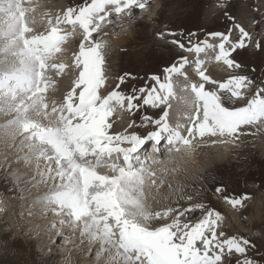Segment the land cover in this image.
<instances>
[{
	"label": "snow or ice",
	"instance_id": "1",
	"mask_svg": "<svg viewBox=\"0 0 264 264\" xmlns=\"http://www.w3.org/2000/svg\"><path fill=\"white\" fill-rule=\"evenodd\" d=\"M32 2L0 0V113L14 114V119L4 127L12 130L13 139L23 138L20 143L31 158L45 162L43 171L37 165L40 183L52 187L45 193L43 203L56 209V215L66 216L75 228L81 229L82 236L100 243L102 251L111 256L110 264H223V258L232 253L246 256L249 241L235 237L221 240L223 234L218 235L216 229L223 217L215 211H209L195 225L182 223L185 211L178 209L152 213L145 204V187L155 186L152 179L155 173L148 170L149 161L141 159L140 154L150 142L159 146L166 141L179 153L181 147L191 148L197 138L237 139L247 134L242 130L264 123V86L258 88L246 106L230 109L225 102L246 99L242 91L252 81L235 77L219 84L218 91H208L205 83L216 82L202 71L204 63L198 61L196 72L202 83H190L185 89L192 93L191 113L184 117L188 125L173 127L165 111L155 121L144 117L145 127L152 124L156 128L144 138L136 134L111 135L109 120L117 107L135 114L134 110L141 106L136 101L142 97V105L146 107L168 105L175 96L172 78L180 76L187 80L184 69L188 61L182 59L179 66L165 69L163 78L152 76L155 85L150 88L133 89L126 95L119 91L118 85L117 90L102 97L100 89L106 83L102 72L103 45L92 38L112 23L113 14L120 16L127 12L131 17L132 10L146 8L147 0H84L82 5L69 8L54 24L49 20L47 34L39 35H31L34 29L27 19L28 13L35 9L23 6ZM109 7L114 12L107 11ZM64 26H70L73 33L79 27L84 34L74 63L80 71L63 105L52 106L49 111L47 94L53 86L49 72L63 73L67 67L51 63L70 38L63 34ZM237 27L240 39L232 44L231 50L225 47L230 42V33L212 37L223 41L218 46L216 61L230 69L241 66L229 57L247 47L246 42L251 40L243 28ZM171 43L197 55L212 47L206 42L203 47L194 48H185L176 40ZM125 82L122 77L120 84ZM184 129L187 136L182 132ZM102 167L113 175L100 174L98 170ZM216 191L221 193L223 189ZM224 199L237 208L243 207L249 197ZM176 211L179 215L172 222L152 227L153 222L167 220ZM241 264L254 261L245 259Z\"/></svg>",
	"mask_w": 264,
	"mask_h": 264
},
{
	"label": "rangeland",
	"instance_id": "2",
	"mask_svg": "<svg viewBox=\"0 0 264 264\" xmlns=\"http://www.w3.org/2000/svg\"><path fill=\"white\" fill-rule=\"evenodd\" d=\"M83 3L84 0H33L32 3H25L23 6L35 9V11L29 12L27 15V19L32 22L30 26L38 25V27L43 29V33L47 34L49 20L55 23L57 18H53L61 17L69 8L78 7ZM155 3L156 7L154 6ZM150 5L151 8L147 12L152 13H150L152 19L149 21L147 12L144 16L141 14L142 12L134 11V9L131 17L127 16L126 24L120 25L118 23V27L115 29L116 24L114 26L112 23L108 25L109 29L111 26L113 31L107 32L106 36H120L125 43L118 47L110 41L107 48L103 47L102 49L104 55L102 72L106 81L105 86L107 84L108 87L100 89L102 97H107L112 91L117 90L118 85L119 91L126 95L132 93L133 89L154 86L155 81L150 78L152 76L163 78L165 76L164 70L171 64H177L179 59L183 58L187 53L177 44L171 43L172 40L175 39L180 44H183L185 48H190L194 38L201 39L207 33L219 31L231 34L232 29L236 31L232 34L233 43H237L240 39V32L237 26L243 28L250 35L251 40L246 42L247 47L236 50L230 57L241 67H233L223 79L247 77V79L252 80L256 87L255 90V87H253V93L259 87L264 86V0H151ZM116 18H111V21L114 23ZM233 18L236 22L233 21ZM232 23L234 24L232 25ZM159 31H161V35H158ZM168 31H173L175 35H169ZM98 34L95 33L92 39L97 43L102 42L103 46H106L101 41L104 34L103 36ZM125 34L126 36L124 37ZM31 35L36 34L31 33ZM65 35L70 38L63 46L60 57L56 56L55 59L57 60L52 64H64L67 67L65 72H58L54 76L55 81H60L61 86L59 89L50 82L53 86L49 88L47 100H49L50 95H53V90L56 95H58L57 91L61 94L64 91L63 83L73 85L78 78L79 69L72 67L71 63L73 65L75 63V57L79 53V45L83 42V36L76 37L78 32L72 34L68 30ZM257 45H259V48ZM194 71L191 70L190 73H194ZM53 73H57V71ZM50 76L52 78V75ZM122 77L125 78L126 82L121 85L120 79ZM71 90L66 91L65 96ZM56 98L57 100H54ZM54 99L52 98L50 102L65 100L58 99V96H55ZM142 99L143 97L141 101L136 102L141 106L138 111L134 110L135 114H124L126 111L118 109L121 110L122 118L129 120L128 126L129 128L131 127V130H142L141 132L146 135L147 132L152 131L155 127L152 124L145 127L144 125L147 122L144 117H151L155 121L157 118H161L164 109L163 107L153 109L143 106ZM229 104L236 107L239 103L235 104L234 101L225 102L228 108ZM12 117H14V114ZM135 119H139L138 122H134ZM4 124H0V130L3 129ZM242 138L244 137L242 136ZM244 146L245 144L240 143L239 147L236 148L237 152H232L229 159L224 157L219 161L217 160L213 165L206 168L203 174L199 175L195 181H191L189 185L184 183L182 190H178L174 194L175 197L173 196L175 191H169L162 197L163 202L159 203L160 205L151 207L153 211L158 208L156 210L158 213H163L169 209L185 211V216L181 217V222H187L191 225L202 221L209 211L219 213L223 220L219 223L216 230L218 235L223 234L221 240L235 237L249 241L250 245L247 248L246 256L232 253L223 258V264H241L245 259L254 261V264H264V154L258 151L245 150ZM6 158L8 159H6L7 163L13 162L11 161L13 160L11 155L6 156ZM32 160L36 161L35 158ZM33 161L31 165L24 164L25 167L21 169L22 173L28 174L32 165L33 167L37 165L38 161ZM41 162L44 163V161ZM162 169L158 170L157 175L161 174V178L166 182L164 178H167L169 173L167 169L163 167ZM40 170H44V165L39 168ZM13 174H15L14 169L4 170L0 168V200H4L1 201L2 206L6 203L3 207L8 208L6 210L10 213L11 220L0 219V264H65L70 259L73 260V264L86 262L96 264L97 262L95 261L98 260L96 251L99 247L94 248L91 254H88L84 246H88L89 242L78 240L79 232H71L65 235L67 230L68 232L71 230L68 227L69 220L63 215H58V217H62V221L51 219L50 217H53L51 212H56V209L51 206H44L47 209L39 213V215L47 216L43 218L47 223V227L41 224L42 226L29 227L28 230V227L25 226L23 229L24 233H21V229L19 230L16 227L17 223L19 225L18 211L16 210L17 213H13L11 207L14 204L20 205L24 192L20 189V183L16 177L11 176ZM154 177L156 180L158 179L156 181L152 178L156 182L160 181V178H156V174ZM18 178L20 179L19 176ZM42 186H48V184H42ZM218 188H222L223 192L218 193L216 191ZM37 191L40 192L42 190ZM244 195H249L250 197L244 201L243 207L232 208L225 203V197L239 198ZM6 200L11 201L9 203L5 202ZM189 208L194 210L187 212L186 210ZM257 210H259L260 218L262 219L259 223L257 219H254V214ZM177 215H179V211L174 212L167 220L161 221L164 224L170 223ZM22 217L29 218L27 215ZM12 224L13 226H11ZM38 236L41 238L40 241L46 242L43 247L48 248V256L40 253ZM80 237L82 238L83 236L81 235ZM79 246L81 250L78 249ZM82 250L84 251L79 253ZM109 256V253L105 252H101L100 255L102 259ZM107 262L103 261L101 264H107Z\"/></svg>",
	"mask_w": 264,
	"mask_h": 264
},
{
	"label": "bare ground",
	"instance_id": "3",
	"mask_svg": "<svg viewBox=\"0 0 264 264\" xmlns=\"http://www.w3.org/2000/svg\"><path fill=\"white\" fill-rule=\"evenodd\" d=\"M142 2H144V0H142ZM155 5H156V3L154 4V6ZM107 11L114 12V9L109 7L107 9ZM145 12H142V14L144 16H145ZM150 13L151 12L148 13L149 14L148 15L149 16L148 21L152 19L151 18L152 16L150 15ZM30 15H31V13H30ZM52 15L54 16L53 12H52ZM127 16H128L127 12L122 13L120 16H116L115 14H113L110 17V19L111 18L114 19V17L115 18L117 17L115 19L114 23L112 22L113 26L116 24L114 29L118 27V23L120 25L125 23L126 20H128ZM56 18H58V17H55L53 19H56ZM46 19H48V18H46ZM108 25L109 24H107V26H105V27H102L101 31L98 32L101 36H103V34H104L103 39L101 38L102 39L101 41H103L104 45H106V46H103V47L107 48L108 43L110 41L113 42V45H116L118 47H119V45L124 44L125 41L120 36H114V37L113 36L112 37L106 36L107 32H109L110 30L113 31L111 29V26L109 29ZM32 27L34 29V32H33L34 34H36V35L44 34L43 29L41 27H38V25H35ZM67 30H68V32H71L72 34H74L72 32L73 30L70 26H64V32L63 33L66 34ZM80 30L81 29L79 27L76 28L75 32H78V35L76 37L84 36V34L82 32H80ZM123 31H125V30L123 29ZM235 32L236 31L232 30V33H235ZM125 36H126V34L124 35V37ZM112 39H113V41H112ZM205 42L209 45H212V47L206 49V51L204 53H201L199 55H197L194 52L188 51L187 54L183 58V59H186L188 61V65L184 69L185 74L187 76V80H185L183 77H180V76H174L172 78L175 96H174V98H170L168 105L162 106V107L164 109V112L165 111L168 112V122L173 127H175L177 124L188 125V123H189L186 119H184V117H186L187 115H189L191 113L190 104H191V100H192V93L190 91H185V89L188 88L190 83H196V84L202 83V81L199 80L198 73L196 72V66H197L198 61L204 63V68L202 69V71H204V73L210 79H212L213 81L216 82L215 84H216L217 89L215 91H218V85H219L218 83H220V82L225 83L228 81V80H224L223 78L225 76H227V74L232 70V68L231 69L228 68V66L225 65L223 62L218 63L216 61V57L219 54V47L218 46L223 41H221L219 38L214 39L212 37H209L206 39V41L202 42L200 46L203 47ZM100 43L102 44V42H100ZM232 44H233V42H232V40H230L229 44H227L225 46L226 49L230 50ZM56 56L60 57V53H58ZM51 63H54V60L51 61ZM71 65H72V67H74V65L72 63H71ZM191 65H193V68ZM191 70L192 71L195 70L194 73H190ZM53 72L54 71L49 72V74L52 75L53 77L56 74H58V72L57 73H53ZM78 72H79V70H78ZM109 77H110V75H109ZM50 82L53 85H55L57 89H59V87L61 86L60 81L59 80H58V82H57V80L55 81V78L52 79ZM63 85H64V88H63L64 91L61 94L57 91L58 95H56V92L53 90V95L49 96V100H47V102L49 104V109H50L49 111H51L52 106L59 108L64 103V101L50 102V101H52L51 100L52 98L54 99L55 96H58V99L64 100L66 98V96H65L66 91H68L74 87V84L70 85L68 83H63ZM210 85L211 84L205 83V88L208 91H213V88H212V90L210 89ZM213 86H214V84H213ZM106 87H107V84L105 87H102V88H106ZM78 92H79V90H77V93ZM224 94L227 95L226 93H224ZM54 100H57V98ZM236 102L237 103L239 102L240 105L242 104V100H237ZM127 113L128 112H126L124 114H127ZM11 116L12 115H5L3 113H0V124L5 123L3 126L7 125L9 123V121L14 119V117L11 118ZM123 119L124 118H122L121 110H119L117 107L116 113L109 120V123L112 124V128L110 130L111 135H114V136L115 135H121V134L129 135V134L134 133L135 130L132 131L130 129L131 127L129 128V126H128L129 120L127 118H125L124 120ZM43 123L47 124V121H44ZM242 131H244L247 134L241 135L237 139H232V138H228V137H219V136H216V137L206 136L203 140L197 138V139L193 140L191 148L181 147V151L179 153L175 152L174 150H173L174 152L171 151L170 150L171 146H169V148H167L165 151H162V152L160 150L162 147H159L158 148L159 154L156 155V158L154 159V161L152 160L149 162L148 170L151 172H154L157 176L156 178H160V181L156 182L158 179L156 180L155 177H153L156 180L155 186L148 187L146 185V187H145V197H146L145 204H146V207L152 213H158L156 211V210H158V208L154 207L155 210L153 211L151 207L154 205H156V206L160 205L159 203L163 202L162 197L164 196V194H167L169 191L170 192L175 191L173 193V196H174V194L178 190H180V191L182 190V188L184 187V183L189 185V183L191 181L192 182L195 181L199 175L203 174V171L206 168L213 165L217 160L219 161L224 157L226 159H229L232 152L236 151V148L239 147L240 143L245 144V146L243 147L245 150L246 149L251 150L252 152L258 151V152H261L264 154V123H261L259 125L249 126L245 129H243ZM182 132L185 136H187L186 129L182 130ZM242 136L244 138H242ZM22 139H23L22 137H16L15 139H13L11 129H6L5 127H3V129L0 130V157L2 158L1 159L2 161L0 160V168H3L4 170L14 169L15 174H13L11 176L16 177V179L20 183V189L24 192L23 198L20 202L21 206L14 204V206L12 205V207H11L13 213L14 212L17 213L16 210L18 211L17 217L19 219V225L17 223L16 227H18L19 230L21 229L20 230L21 233H24L23 229L25 226L28 227V230H29V227H32L35 225H39V226L45 225V227H47V223H46L45 219H43V218H46L47 216L46 215L43 216L42 214L39 215V213H41L42 210L45 211L47 209L46 207H44L47 204L43 203V198L45 196V193L49 191V189L52 187V185L48 184V186L43 187L42 184L40 183L41 178L38 175L37 165H39L40 167L43 165L45 166V162L43 163L41 161L40 162L38 161L36 166L33 167V165H32L28 174L25 175L24 173H22L21 169L23 167H25L24 164L25 165H31V163L33 161L32 159H34V158L30 157V154L28 151L26 152V150H28V149L25 147H22V145L20 143V141ZM124 146H127V145H124ZM4 153H5V155H4ZM162 153H164V154H162ZM8 155H11L13 157V160H11L13 162H10V163L6 162V159L8 158V157L6 158V156H8ZM25 157H30L31 159L29 158V160H27V159H25ZM155 160H156V162H155ZM33 162H37V160L33 161ZM162 167L167 169L168 173H169L168 177L164 178L167 183L163 180V178H161V174L157 175L158 170L162 169ZM40 171H42V170H40ZM98 171L102 175H109V176L113 175V173L107 167H102ZM162 171H164V170L162 169ZM18 176L20 177V179L18 178ZM37 190H42V191L39 192ZM8 199H10V198H8ZM1 201H4V200H0V219L11 221L10 220V213L6 210L8 208L3 207L6 204L5 202L10 203L11 200L10 201L6 200L4 202L5 204L3 206H2ZM48 207H49V205H48ZM23 215H27L29 218L26 219V218L22 217ZM51 215L53 216V217H50L51 219L53 218L55 220L62 221V217H58V215H56L55 213L51 212ZM254 219H257L258 223L262 220L260 218L259 210H257L255 212ZM51 224H53V223H51ZM163 225H165V224L162 221L161 222L155 221V222H153L152 227L155 228V227H159V226H163ZM11 226H13V224ZM68 227L71 230H69L70 232H68V230H67L65 235L67 233L70 234L71 232H79L78 233V240H81L83 242H85V241L89 242L88 246H84V248L86 247L88 254H91V252L93 251L94 248L99 247V249H97V251H96V258H98V260H96L95 262L101 264V263H103V261H108L107 264H110L111 256L106 257L104 259H102L100 257L101 252H103L100 243L92 242L90 240V237H88V236H83L81 238L80 237L81 236V233H80L81 229L75 228L70 222H69ZM47 229L49 231H51L49 228H47ZM17 232H19V231H17ZM50 234H52V233H50ZM60 235H62V234H60ZM24 237H26V236H24ZM38 238H39V236L37 237V240H38ZM40 240H41V238H39V241ZM40 242H43V243H40ZM40 242H39L40 253L45 255V256H48V254H49L48 248L43 247L44 243H46V242H44V241H40ZM83 242H82V245H83ZM78 249L81 250L80 246L78 247ZM83 251L84 250L80 251L79 253H81ZM72 262H73V260L70 259L65 264H73ZM79 263H82V262H79ZM82 264H90V263L86 262V263H82Z\"/></svg>",
	"mask_w": 264,
	"mask_h": 264
}]
</instances>
